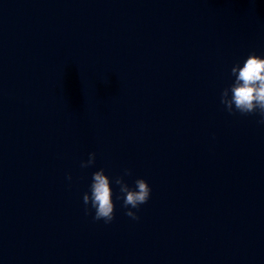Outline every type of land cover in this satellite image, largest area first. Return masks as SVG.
Masks as SVG:
<instances>
[{
	"label": "clouds",
	"instance_id": "clouds-1",
	"mask_svg": "<svg viewBox=\"0 0 264 264\" xmlns=\"http://www.w3.org/2000/svg\"><path fill=\"white\" fill-rule=\"evenodd\" d=\"M232 82L220 92V103L229 114L241 115L258 114V124L264 125V57L249 53L242 64L236 63L231 67ZM96 153L90 152L86 161H81L82 169L95 164ZM131 170L124 169L123 174L115 178V184L119 187L122 199V207L125 215L132 220H139L137 212L140 206L146 204L151 196V188L143 178L134 181V187H130L125 181V176H130ZM66 179L71 181V175ZM113 180L105 174L103 168L92 173L89 190L82 196L85 212L94 210L93 220L110 224L115 219V205L111 184Z\"/></svg>",
	"mask_w": 264,
	"mask_h": 264
}]
</instances>
